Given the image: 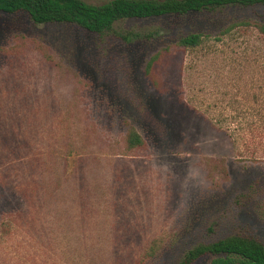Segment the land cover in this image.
<instances>
[{
    "label": "rangeland",
    "instance_id": "rangeland-1",
    "mask_svg": "<svg viewBox=\"0 0 264 264\" xmlns=\"http://www.w3.org/2000/svg\"><path fill=\"white\" fill-rule=\"evenodd\" d=\"M247 20L264 3L126 18L115 29L164 31L125 42L0 11V264H176L229 235L264 242V31ZM191 32L195 49L175 43Z\"/></svg>",
    "mask_w": 264,
    "mask_h": 264
},
{
    "label": "trees",
    "instance_id": "trees-1",
    "mask_svg": "<svg viewBox=\"0 0 264 264\" xmlns=\"http://www.w3.org/2000/svg\"><path fill=\"white\" fill-rule=\"evenodd\" d=\"M264 0H109L94 4L86 0H0V11L25 12L38 24L74 23L91 33H114L125 42L140 37L154 39L163 34L162 28L141 32H123L115 29V23L126 18H163L185 16L193 12L215 10L231 5H254ZM264 31V23L247 20L240 22ZM230 27L226 30L229 31ZM201 32L180 36L175 43L185 50L195 49L203 42ZM158 54L150 58L151 67ZM129 147L142 146L144 141L134 129L128 132ZM247 198L246 196H242ZM210 254V264H264V242L254 235L233 234L190 249L176 264H191L203 255Z\"/></svg>",
    "mask_w": 264,
    "mask_h": 264
}]
</instances>
